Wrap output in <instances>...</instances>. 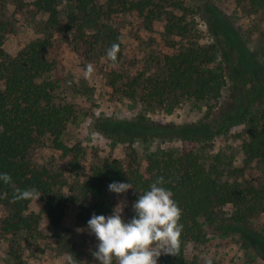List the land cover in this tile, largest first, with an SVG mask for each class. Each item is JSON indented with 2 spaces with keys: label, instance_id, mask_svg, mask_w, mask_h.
Returning a JSON list of instances; mask_svg holds the SVG:
<instances>
[{
  "label": "rangeland",
  "instance_id": "1",
  "mask_svg": "<svg viewBox=\"0 0 264 264\" xmlns=\"http://www.w3.org/2000/svg\"><path fill=\"white\" fill-rule=\"evenodd\" d=\"M1 1L0 21L8 24L10 32L0 62L14 58L30 41L48 36L43 30L47 15L34 13L32 0ZM173 1L179 7L169 6L166 0H151L161 12L151 21L129 11L114 13L105 20L117 30L122 43V60L116 69L129 79L141 73L149 76L159 72L171 45H213L225 76L220 99L217 103L181 100L173 108H147L137 98L125 99L108 86V61L102 51L82 47L73 33H52L53 45L47 57L55 64L50 74L57 85L55 102L70 105L77 119L60 138L70 150L68 155L56 150L52 138L46 135L31 148L27 158L38 169L45 168L58 177L56 190L64 207L51 213L43 197L32 195L27 214L37 216V224L30 231L3 235V223L12 212L0 205V264H106L111 258L115 264H156L158 256L170 248V241L164 237L169 220L168 197L154 196L147 209L150 221L160 230L159 243L144 244L138 252L122 251L114 238L113 224L132 212L126 187L116 185L108 190L113 209L101 223H93L90 203L79 193L91 170L106 161L118 160L126 165L135 158L145 167L146 157L158 149L175 154L193 152L208 165L217 156L230 182L254 188L264 185L262 166L247 162L240 150L243 126L212 139L172 138V131L182 130L184 125H217L220 115L235 106L239 97L236 85L245 92L256 84L249 81L254 72L264 75V14H250L237 0ZM95 3L104 8L108 5L106 0ZM65 9L66 5H59L60 17ZM171 26L174 31L169 34ZM259 84L264 88V78ZM124 136L127 142L113 140ZM233 211L230 205L216 208L218 223L207 228L204 244L185 246L187 261L196 257L202 263L264 264V206L249 220V226L237 233L223 227L233 225Z\"/></svg>",
  "mask_w": 264,
  "mask_h": 264
},
{
  "label": "trees",
  "instance_id": "2",
  "mask_svg": "<svg viewBox=\"0 0 264 264\" xmlns=\"http://www.w3.org/2000/svg\"><path fill=\"white\" fill-rule=\"evenodd\" d=\"M166 1L169 6L179 7L173 0ZM106 2L104 8L98 7L95 0H32L34 13L47 15L43 30L48 36L30 41L14 58L0 62V205L12 212L3 223V235L30 231L37 224V216L27 214L32 195L43 197L51 213L64 207L63 198L57 195L58 177L45 168L38 169L27 158L31 148L46 135L52 138L56 150L68 155L70 150L60 138L77 119L70 105L55 102L57 85L50 77L55 64L47 57L53 45L52 33H73L82 47L102 51L108 61V86L125 99L137 98L147 108H173L181 100L217 103L220 99L225 76L213 45H171V52L160 62L159 72L149 76L141 73L129 79L117 70L123 55L122 43L117 30L105 20L114 13L129 11L151 21L159 18L161 12L151 0ZM60 4L66 5L63 17L58 11ZM237 4H245L252 15L264 14V0H237ZM2 10L0 0V13ZM173 31L171 26L168 33ZM9 32L8 24L0 21V59ZM263 78V73L254 72L249 81L256 84L245 92L236 85L239 97L235 106L220 115L217 125H184V129L172 131V138L212 139L243 126L240 150L247 162H256L264 169V88L259 84ZM208 109L211 112L212 106ZM124 137L113 140L127 142ZM145 161V167L135 158L126 165L118 160L106 161L91 170L79 191L81 199L90 203L93 223H101L113 209L108 190L116 185L126 187L132 212L113 224L114 238L124 252H138L144 244L159 243L160 230L147 215L149 202L156 195L168 197L169 220L164 237L170 241L169 250L158 256L156 264H216L202 263L196 257L187 261L185 246L207 241V228L218 223L216 208H234L230 218L233 225L223 227L237 233L248 227L249 220L264 206V185L245 187L238 181L226 180L229 174L221 168L217 156L208 165L193 152L175 154L158 149ZM106 264H115L114 259Z\"/></svg>",
  "mask_w": 264,
  "mask_h": 264
}]
</instances>
